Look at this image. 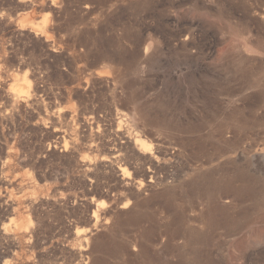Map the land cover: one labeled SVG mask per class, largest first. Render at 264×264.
Masks as SVG:
<instances>
[{
    "label": "rangeland",
    "instance_id": "374dc122",
    "mask_svg": "<svg viewBox=\"0 0 264 264\" xmlns=\"http://www.w3.org/2000/svg\"><path fill=\"white\" fill-rule=\"evenodd\" d=\"M156 256L264 264V0H0V264Z\"/></svg>",
    "mask_w": 264,
    "mask_h": 264
},
{
    "label": "bare ground",
    "instance_id": "6f19581e",
    "mask_svg": "<svg viewBox=\"0 0 264 264\" xmlns=\"http://www.w3.org/2000/svg\"><path fill=\"white\" fill-rule=\"evenodd\" d=\"M140 144V143H139ZM147 146V145H146ZM144 144H141L140 146H139V149H141V152L142 153H147L149 150V148L148 147H146ZM150 151H151V149H150ZM150 154V153H149ZM196 154L194 153L193 154V156H195ZM148 160V159H147ZM149 160H150V162L152 163V164H156V167L158 166H160L159 167V169H166V166H164V165H167V166H169L170 168L172 167V165H171V161H170V158H167V159H163V164L162 165H159V162H160V158L159 157H157V156H155V155H153V154H150V157H149ZM148 160V161H149ZM149 163V162H148ZM154 169V168H153ZM158 170V169H157ZM124 171V170H123ZM148 171H150V170H148ZM162 171V170H161ZM167 171V170H166ZM169 173H167L168 174V176H171V177H173V178H175L176 180H177V175H179V174H182L183 176H187L188 178H190L189 180L192 182V181H194V179H195V177H193L194 176V174H192L189 170H186V169H182V167H178V166H174V168L173 169H171L170 171H168ZM153 174V173H152ZM161 178V177H160ZM171 179V178H170ZM190 181H188V183H187V186L190 184ZM152 183H153V181H151ZM222 183L224 184L222 187H223V192L224 193H227L228 192V190H229V180L228 179H224L223 181H222ZM139 184H141V182L139 183ZM191 189V188H190ZM167 202V201H166ZM166 205V204H165ZM167 206V205H166ZM223 207H226L224 204H223ZM172 209V208H171ZM170 211V210H169ZM205 213L207 212V213H210V207H206L205 208V211H204ZM204 212H201L199 215H198V217L200 218V219H205V217H204ZM175 213H176V215L174 216L173 215V217H171L172 219H174L173 220V222L174 223H180V221H183L184 220V218L182 219V217H183V212L181 211V209L180 208H178L176 211H175ZM144 215V214H143ZM146 218V217H145ZM151 219H152V217H150ZM149 218V219H150ZM135 219V220H134ZM134 223L132 224V225H134V226H138L139 225V223L141 222V220H142V217H140V215H139V217L138 218H136V216L134 217ZM148 219V218H147ZM144 221H145V219H144ZM155 221V220H154ZM209 221V220H208ZM153 223V222H152ZM157 223V222H156ZM155 223V224H156ZM155 224H152L151 226H149V228H147V230H146V233L145 234H148V232H149V234H150V232H153V231H157V230H159L160 228H161V230H162V228H163V230L164 229H168V225H166V228H164L163 226H165V224L164 225H159V226H157V225H155ZM143 229V228H142ZM145 229V228H144ZM142 232V231H141ZM144 237H146V236H144ZM146 242V241H145ZM165 245V244H164ZM145 246V245H144ZM147 247L149 246L148 244L146 245ZM145 246V247H146ZM167 248V247H166ZM179 248V247H178ZM119 249H126L125 248V246H123V245H119V244H112L111 246H106L105 248H104V254H107V255H115L116 254V252L119 250ZM143 249V248H142ZM148 258V257H147ZM152 258H153V256H152ZM150 259V258H149ZM100 264H107L106 262H104L103 260L101 261V260H97ZM165 263V261L164 260H161L160 259V257H158V256H156V257H154V264H164Z\"/></svg>",
    "mask_w": 264,
    "mask_h": 264
}]
</instances>
